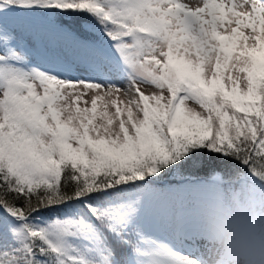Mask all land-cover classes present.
<instances>
[{"label":"snow or ice","instance_id":"snow-or-ice-1","mask_svg":"<svg viewBox=\"0 0 264 264\" xmlns=\"http://www.w3.org/2000/svg\"><path fill=\"white\" fill-rule=\"evenodd\" d=\"M257 228L264 0H0V264H231Z\"/></svg>","mask_w":264,"mask_h":264},{"label":"clouds","instance_id":"clouds-1","mask_svg":"<svg viewBox=\"0 0 264 264\" xmlns=\"http://www.w3.org/2000/svg\"><path fill=\"white\" fill-rule=\"evenodd\" d=\"M261 247H264V231L257 228L251 235L248 247L229 257L231 264H264V257L260 255Z\"/></svg>","mask_w":264,"mask_h":264},{"label":"trees","instance_id":"trees-1","mask_svg":"<svg viewBox=\"0 0 264 264\" xmlns=\"http://www.w3.org/2000/svg\"><path fill=\"white\" fill-rule=\"evenodd\" d=\"M212 170H213V168L211 166H209V167L201 168L198 171L186 170V171H184L182 173V175H192V176L207 177V176L210 175ZM229 174L234 175L235 172H231ZM175 179H176L175 177H169V180H175Z\"/></svg>","mask_w":264,"mask_h":264}]
</instances>
